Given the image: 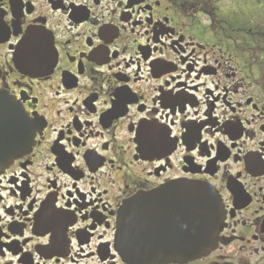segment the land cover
I'll use <instances>...</instances> for the list:
<instances>
[{
  "label": "flooded vegetation",
  "instance_id": "af4514ba",
  "mask_svg": "<svg viewBox=\"0 0 264 264\" xmlns=\"http://www.w3.org/2000/svg\"><path fill=\"white\" fill-rule=\"evenodd\" d=\"M0 171V264H141L158 191L184 264H264V0H0Z\"/></svg>",
  "mask_w": 264,
  "mask_h": 264
},
{
  "label": "water",
  "instance_id": "95a60500",
  "mask_svg": "<svg viewBox=\"0 0 264 264\" xmlns=\"http://www.w3.org/2000/svg\"><path fill=\"white\" fill-rule=\"evenodd\" d=\"M17 140L13 137L8 136L6 138V154L4 159L2 158V169L7 167L13 159L17 158V154L12 152L13 149L19 150L17 146ZM24 146L21 148L23 149ZM1 172V171H0ZM196 188L192 190L195 192ZM151 202V201H149ZM144 203V202H143ZM141 203V204H143ZM156 203V204H153ZM161 204V191L153 195L151 207L159 206ZM140 216V214H135ZM117 221L118 229V240L120 242L125 240H132L134 236L142 240L141 248L136 249L133 252V259L137 262L143 263H182L187 262L196 258H200L208 253L212 244L214 243L212 234L210 235H198L197 244L187 242L185 238H175V243L171 244L166 242L161 244V220L156 222L155 226L160 227L154 235L150 234L148 229H139L143 227L141 223H137L136 220L131 216L127 206H122ZM186 221L184 217L178 220V224ZM137 227V228H136ZM205 244H202V243ZM209 244V245H208ZM130 252V251H128Z\"/></svg>",
  "mask_w": 264,
  "mask_h": 264
},
{
  "label": "bare ground",
  "instance_id": "6f19581e",
  "mask_svg": "<svg viewBox=\"0 0 264 264\" xmlns=\"http://www.w3.org/2000/svg\"><path fill=\"white\" fill-rule=\"evenodd\" d=\"M159 204V209L161 210V204L160 203H158ZM175 241H176V239H174V240H168V242H170L171 244H173V243H175Z\"/></svg>",
  "mask_w": 264,
  "mask_h": 264
}]
</instances>
